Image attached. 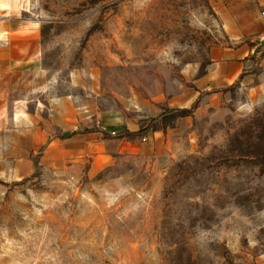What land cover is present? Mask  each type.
I'll list each match as a JSON object with an SVG mask.
<instances>
[{"label":"rangeland","instance_id":"obj_1","mask_svg":"<svg viewBox=\"0 0 264 264\" xmlns=\"http://www.w3.org/2000/svg\"><path fill=\"white\" fill-rule=\"evenodd\" d=\"M254 1L0 0V264H264Z\"/></svg>","mask_w":264,"mask_h":264},{"label":"crops","instance_id":"obj_2","mask_svg":"<svg viewBox=\"0 0 264 264\" xmlns=\"http://www.w3.org/2000/svg\"><path fill=\"white\" fill-rule=\"evenodd\" d=\"M260 2L261 1H258V0H255L254 2H253V4H254V6L256 7L255 9L256 10H254V11H251L250 12V15L252 16V22H251V20L248 22V26L250 27L251 26V24L252 23H256L257 24V22L259 21L260 23H264V19H262V17L259 15V11H258V6L260 5ZM262 3H264V1L262 2ZM252 4V3H251ZM230 18V19H229ZM223 19H224V21H225V26H226V28L230 31V32H235V28L237 29V31H239L240 29H241V27H248L247 25L246 26H244V25H239L238 24V21H236V17H232L231 15L229 16V17H226V16H224L223 15ZM239 19H241L240 17H239ZM248 27V28H249ZM247 28V29H248ZM250 31H248L249 33H256V32H258L255 28H253V30H251V27H250V29H249ZM255 30V31H254ZM231 53V54H230ZM235 56V57H234ZM236 56H237V54L236 53H232V52H228V51H223L222 52V55L219 57V58H217V60H219L220 62H218V64L219 63H221V61H223V60H226L227 62H226V64H228V66H231L230 67V69H229V73L228 74H226V76H227V78L228 79H231L232 77H234V76H236V75H238V68L240 67V61L236 58ZM234 57V58H233ZM233 58V59H232Z\"/></svg>","mask_w":264,"mask_h":264},{"label":"trees","instance_id":"obj_3","mask_svg":"<svg viewBox=\"0 0 264 264\" xmlns=\"http://www.w3.org/2000/svg\"><path fill=\"white\" fill-rule=\"evenodd\" d=\"M191 110L190 109H181L180 112H182L183 114H187L189 113Z\"/></svg>","mask_w":264,"mask_h":264},{"label":"built area","instance_id":"obj_4","mask_svg":"<svg viewBox=\"0 0 264 264\" xmlns=\"http://www.w3.org/2000/svg\"><path fill=\"white\" fill-rule=\"evenodd\" d=\"M264 13V12H263Z\"/></svg>","mask_w":264,"mask_h":264}]
</instances>
